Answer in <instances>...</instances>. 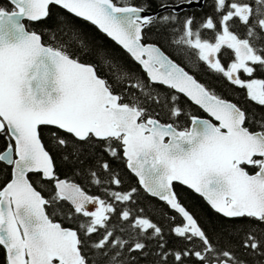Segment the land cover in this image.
I'll list each match as a JSON object with an SVG mask.
<instances>
[{
	"label": "snow or ice",
	"instance_id": "snow-or-ice-1",
	"mask_svg": "<svg viewBox=\"0 0 264 264\" xmlns=\"http://www.w3.org/2000/svg\"><path fill=\"white\" fill-rule=\"evenodd\" d=\"M207 4L0 0V264H264V0Z\"/></svg>",
	"mask_w": 264,
	"mask_h": 264
},
{
	"label": "trees",
	"instance_id": "trees-1",
	"mask_svg": "<svg viewBox=\"0 0 264 264\" xmlns=\"http://www.w3.org/2000/svg\"><path fill=\"white\" fill-rule=\"evenodd\" d=\"M211 4V0H208V4L202 8V9H195L194 11L196 12L197 16H203L205 14H211L212 13V8L210 6ZM95 31V30H93ZM97 36V40L98 42H102V43H111L109 41L106 40L105 37L102 36V34L96 32L95 33ZM209 35V34H206ZM150 39L152 40H158L159 37L157 36H152L150 37ZM166 50H167V46ZM130 66L133 68H137L136 65L131 64L130 62ZM190 70V69H189ZM196 78L201 81L202 83L206 84L207 86H209L212 89V84H211V79H212V74L211 71L208 70L203 64L200 65V70L196 73H194ZM234 93H238L235 90L229 91L227 92L226 96H228V98H231V95ZM234 102H236L238 105H241L240 102L238 100H235L233 98H231ZM254 105H250L248 108H254ZM202 114V113H201ZM183 119V118H181ZM64 171H67V169H61V172L63 173ZM135 186L136 185V181L134 178L132 177H128L127 178V182L125 184V187H129V186ZM93 191H95V189H93ZM178 191H180V198L182 200V202L191 210L193 211L197 217L201 220L202 223H207L209 220L211 221H215V215L211 213L210 209L208 208V206L206 205V203L202 200V198H200L197 194L191 192L190 190L187 189H178ZM45 195H47V193H44ZM138 202L140 205L145 206L146 207V211L147 209L152 208V206H157V207H162V204L160 202H158L157 200H155L154 198L149 197L147 194H145L143 191H140L139 196H138ZM150 214V213H148ZM59 216H56L55 219H59ZM157 217H153V219H156Z\"/></svg>",
	"mask_w": 264,
	"mask_h": 264
},
{
	"label": "flooded vegetation",
	"instance_id": "flooded-vegetation-1",
	"mask_svg": "<svg viewBox=\"0 0 264 264\" xmlns=\"http://www.w3.org/2000/svg\"><path fill=\"white\" fill-rule=\"evenodd\" d=\"M223 59V57H222ZM212 74V79H211V84H212V89H214L218 94L222 95L224 98L234 102L231 98L238 100L240 102L242 107L248 108L251 104L250 102L246 101L245 99V93L243 92V90H240L238 88H236L235 86L231 85L230 83H228L222 76H219L213 72H211ZM258 78H262L264 79V73L261 72H257L256 73ZM235 90L238 93H234L231 95V98L225 97L227 92ZM236 103V102H234Z\"/></svg>",
	"mask_w": 264,
	"mask_h": 264
}]
</instances>
